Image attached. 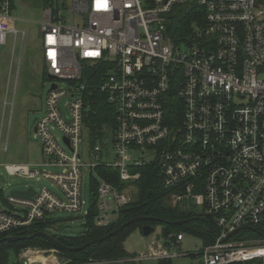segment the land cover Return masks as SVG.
<instances>
[{"label":"built area","instance_id":"built-area-1","mask_svg":"<svg viewBox=\"0 0 264 264\" xmlns=\"http://www.w3.org/2000/svg\"><path fill=\"white\" fill-rule=\"evenodd\" d=\"M67 1L68 6L65 0L49 1L39 23L43 69L55 78L44 116L34 126L42 164L5 166L10 176L51 181L59 195L29 188L34 192L29 198L10 193L1 199L0 237L50 220L57 212L81 213L83 171L89 180L97 179L94 224L107 228L131 197L99 178L96 167L114 168L120 181L128 182L137 177L132 174L136 168L157 164L162 187L174 192L171 203L207 212L216 228L213 242L196 255L199 264H264V246L242 236L264 230V0ZM191 1L203 10L204 24L192 43L175 46L166 37L167 16ZM13 2L0 0V45L12 35L13 46L19 40L22 50L25 33L12 25ZM96 64L108 66L100 90L114 109L115 124L109 137L88 147L84 86L73 83L85 65ZM19 65L20 57L15 81ZM62 81L67 89L58 87ZM170 96L176 98L172 122L164 108ZM65 97L70 99L66 115L59 106ZM2 109L0 152L7 153L13 100L3 101ZM151 151L150 161L139 158ZM183 238L181 233L157 237L146 253L126 262L187 257L172 249ZM18 262L66 264L57 250L33 248L22 250Z\"/></svg>","mask_w":264,"mask_h":264},{"label":"trees","instance_id":"trees-1","mask_svg":"<svg viewBox=\"0 0 264 264\" xmlns=\"http://www.w3.org/2000/svg\"><path fill=\"white\" fill-rule=\"evenodd\" d=\"M48 3L51 0H44ZM204 24V12L195 4L187 2L176 6L166 19V37L175 46L192 43L197 27ZM107 64L85 65L82 68L81 79L73 85L84 86L81 92L84 100V130L85 141L88 147L109 137L114 131V109L108 102L107 95L100 90L106 74ZM176 98L170 96L164 106L169 122L175 119L173 105ZM96 175L110 183L119 192H127L131 200L120 209L117 221L107 228L96 227L94 218L97 215L95 191L97 179H90L92 203L86 213L85 230L77 237L52 236L58 244H54L41 237L37 233H46L47 228L53 226L56 220L35 222L29 226L17 228L7 236L0 237V264H20L18 256L26 248L40 250H57L58 258L66 264H143L129 263L126 260L135 256L124 249V240L131 231L151 225L161 227V235L191 234L202 240L203 247L210 245L216 236V228L210 216L196 212L197 209L188 205L185 208L180 204L173 205L171 197L173 191L165 190L161 185V179L157 164H149L135 169L139 173L136 181L122 182L118 178L117 171L104 165L96 167ZM155 218L160 222L136 221L122 231L106 240L85 247L76 252L70 249L79 248L86 243L110 234L122 224L134 218ZM181 222V225L176 223ZM251 236H246L245 234ZM264 238V230H248L242 236ZM12 240H7V239ZM188 256V255H187ZM195 257L194 255H189ZM12 259H16L12 261ZM124 259V260H123ZM119 261V263H118ZM157 264H172V260L157 261Z\"/></svg>","mask_w":264,"mask_h":264},{"label":"rangeland","instance_id":"rangeland-1","mask_svg":"<svg viewBox=\"0 0 264 264\" xmlns=\"http://www.w3.org/2000/svg\"><path fill=\"white\" fill-rule=\"evenodd\" d=\"M66 5H69L67 0ZM47 8L44 0H14L11 15L15 19L12 23L14 28L25 33V41L22 50H20V41L18 40L13 46V37L8 35L6 44L0 45V126L2 120V102L13 100V112L10 123L8 152H0V200L4 199L13 191H25L29 188L40 192L46 188L55 194H58L56 187L52 182L38 177L36 179H25L19 176H10L6 170V165H30L39 166L42 164V154L39 139L34 133V126L37 121L44 116V103L47 93L51 86V81L43 69L42 62V34L40 32L39 23L43 20V12ZM66 23L70 24V16L64 13ZM76 23H80L76 17ZM20 57V66L18 68L17 81L15 74L17 71V62ZM16 89L14 92V86ZM58 87L67 89L66 82H58ZM14 93V96H13ZM70 101L69 97L62 98L59 102L61 111L66 115V103ZM8 125V112L4 120L2 137L6 136V128ZM54 136L60 141V133L54 126H51ZM62 144V143H61ZM85 145H87L85 141ZM85 151V147H79V151ZM146 161L154 158V152H146L141 154ZM139 155V156H141ZM109 162L113 161V153L108 157ZM47 172H55V169L44 168ZM137 176L134 181L139 178V173L132 171ZM128 194L127 192H125ZM81 199L84 207L81 213L57 212L52 216L51 220H56L52 227L47 228L48 235L59 237H77L85 230L86 210L92 203L90 195V180L88 172L83 171ZM182 207L187 205L182 203ZM196 212L202 215L201 209ZM207 215V212L204 213ZM117 221V220H116ZM115 221V222H116ZM113 222V224L115 223ZM161 227L156 226L155 231L148 237H144L139 229H135L124 240V249L130 254L146 253L148 246L157 237L162 236ZM173 234V233H169ZM167 234V236L169 235ZM243 234V233H242ZM251 236L250 234H245ZM183 240L177 246H173V251L179 254H187V257H179L172 259V264H199L200 257L196 256L198 251L203 247L202 240L191 234L183 233ZM240 236V234H239ZM251 241L260 243L264 246V238H258L252 235ZM195 255L191 257L189 255ZM16 259H12L15 261ZM124 260V259H123ZM119 263V261H118ZM143 264H157L156 261H149Z\"/></svg>","mask_w":264,"mask_h":264},{"label":"water","instance_id":"water-1","mask_svg":"<svg viewBox=\"0 0 264 264\" xmlns=\"http://www.w3.org/2000/svg\"><path fill=\"white\" fill-rule=\"evenodd\" d=\"M48 79L49 80H53L55 78L49 76ZM51 89H55V85L54 84L51 85ZM65 143L68 144L66 140H65ZM33 194H34V192L31 189H28L27 191H22V192H19V191H13V192H11V195L18 196V197H21V198H29ZM136 221L160 222V220L155 219V218H150V219L142 218V217L134 218V219H131L128 222L122 224L121 226H119L118 228H116L114 231H112L110 234L105 235V236L100 237V238H97L95 240H92V241L86 243L85 245H83V246H81L79 248L70 249V251H72V252L80 251V250L84 249L85 247H89L90 245H93V244L102 242V241L106 240L107 238L116 235L117 233H119L120 231H122L124 228H126L127 226L133 224ZM181 224H182L181 222L176 223V225H181ZM153 233H154V228L151 225H147V226H144L142 228V234H143L144 237H148V236H150ZM35 236L36 237H41V238H43V239H45L47 241H50V242H52L54 244H58V242L56 240H54L52 236H50V235H48L46 233H37V234H35ZM7 240H12V239L9 238Z\"/></svg>","mask_w":264,"mask_h":264},{"label":"bare ground","instance_id":"bare-ground-1","mask_svg":"<svg viewBox=\"0 0 264 264\" xmlns=\"http://www.w3.org/2000/svg\"><path fill=\"white\" fill-rule=\"evenodd\" d=\"M263 254H264V252H263Z\"/></svg>","mask_w":264,"mask_h":264},{"label":"crops","instance_id":"crops-1","mask_svg":"<svg viewBox=\"0 0 264 264\" xmlns=\"http://www.w3.org/2000/svg\"><path fill=\"white\" fill-rule=\"evenodd\" d=\"M20 66V65H19Z\"/></svg>","mask_w":264,"mask_h":264}]
</instances>
